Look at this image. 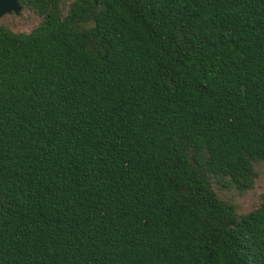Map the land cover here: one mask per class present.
<instances>
[{"label": "trees", "instance_id": "16d2710c", "mask_svg": "<svg viewBox=\"0 0 264 264\" xmlns=\"http://www.w3.org/2000/svg\"><path fill=\"white\" fill-rule=\"evenodd\" d=\"M0 17V264H264V0H19ZM27 14L26 30L6 18Z\"/></svg>", "mask_w": 264, "mask_h": 264}, {"label": "rangeland", "instance_id": "374dc122", "mask_svg": "<svg viewBox=\"0 0 264 264\" xmlns=\"http://www.w3.org/2000/svg\"><path fill=\"white\" fill-rule=\"evenodd\" d=\"M2 17L5 18V15H3ZM6 21H9L17 29L21 30L29 29L34 23V19L27 14H23L22 17L9 16L8 18H6ZM263 186L264 172L262 168H259V175L255 179L254 187L251 190H248L244 193L228 191L225 192L223 196L233 201L236 204L237 211L239 213H243L251 210L258 204L261 199V192L263 191Z\"/></svg>", "mask_w": 264, "mask_h": 264}, {"label": "water", "instance_id": "95a60500", "mask_svg": "<svg viewBox=\"0 0 264 264\" xmlns=\"http://www.w3.org/2000/svg\"><path fill=\"white\" fill-rule=\"evenodd\" d=\"M20 9L19 0H0V17L11 12L18 14Z\"/></svg>", "mask_w": 264, "mask_h": 264}]
</instances>
